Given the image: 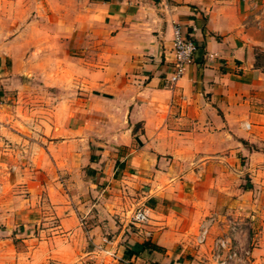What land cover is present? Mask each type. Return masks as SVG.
Instances as JSON below:
<instances>
[{
  "label": "crops",
  "instance_id": "0c3cea01",
  "mask_svg": "<svg viewBox=\"0 0 264 264\" xmlns=\"http://www.w3.org/2000/svg\"><path fill=\"white\" fill-rule=\"evenodd\" d=\"M44 1L0 54V264H215L196 232L212 216L243 247L245 150L264 264V0ZM176 31L196 50L170 83Z\"/></svg>",
  "mask_w": 264,
  "mask_h": 264
},
{
  "label": "rangeland",
  "instance_id": "374dc122",
  "mask_svg": "<svg viewBox=\"0 0 264 264\" xmlns=\"http://www.w3.org/2000/svg\"><path fill=\"white\" fill-rule=\"evenodd\" d=\"M16 1V0H15ZM14 0L12 1V7H14L16 10H23L24 12H22L21 15V20L19 21V23H21V27L20 30H13L14 27L10 24V22L12 21L11 19H5L3 17H0V54H3V50H4V46L7 42H10V40H13L15 37L19 38V41H22L24 39L27 38V20L28 17L32 18V15L30 14V12H36V14H40L43 18V13H44V8H45V1L44 0H21L20 3H16ZM20 11V12H21ZM23 23V25H22ZM19 26V24H18ZM17 26V27H18ZM27 47L24 46V49H26ZM22 50V49H21ZM18 52V51H17ZM264 54V52H262ZM19 61L23 59V56L19 55L18 56ZM264 102V100L262 101ZM229 129V128H227ZM236 129L233 128V131ZM233 131H230V133H233ZM245 136H250L251 134H249L248 131H243L241 130ZM252 139V136L248 137ZM252 140H255L254 138ZM252 144H255L252 143ZM255 147V146H254ZM257 147L261 150H264V142H259L257 144ZM246 150L244 151L243 157H240V166L239 167V172L238 176H234L232 177L230 180L231 185V191L229 190L230 195L229 196H233L235 197L236 195L240 196V195H245V197H243L244 200V205L243 207H239L238 210H241L243 213L242 214H237V216L239 218L242 219V223L241 226L243 229H245V233L244 234V243H243V247L241 245L238 244V241L233 238L232 236L228 235V234H224V233H220L218 231V228L221 224H218L216 221L211 224L210 228H209V234L205 240V242L203 244H197V246L199 247H203L206 248V250L209 252H211V247L212 244L214 242V240L216 238L222 237V238H227L230 239L232 241V243L237 244L241 249L243 250H249L251 252V249L255 247V205H251L249 204V202H255V199L258 198L259 193H255V172L253 173V168L255 167V160H250L248 158V156L246 155ZM259 162V161H256ZM186 164H188V162L186 161ZM253 165V167L251 168V166ZM241 168V169H240ZM5 169V168H4ZM234 169V168H232ZM238 177V178H235ZM263 193V192H261ZM260 193V194H261ZM128 196L131 197L132 199H134L135 203H137L139 200H141V196H143V192L138 190V189H133L130 193H128ZM143 204L149 205L150 207L153 208V203L151 201L147 202L144 200L141 203L135 204V205H130V208H128L127 211H125V217L127 219L130 220V216L133 212V210L138 207L141 206ZM255 204V203H254ZM216 211L220 214H225L226 212V208L225 207H217L216 206ZM152 211V209H151ZM233 214H235V211L232 212ZM151 215V212H150ZM212 216H207L205 217L203 220H206L208 218H210ZM213 218V217H212ZM150 219V217H149ZM214 219V218H213ZM202 220V221H203ZM201 224V223H200ZM218 227V228H217ZM199 228V226H198ZM198 233V230L196 232V234ZM252 255V254H251ZM211 256V254H210ZM253 260L254 257L252 256Z\"/></svg>",
  "mask_w": 264,
  "mask_h": 264
},
{
  "label": "built area",
  "instance_id": "2783aa9c",
  "mask_svg": "<svg viewBox=\"0 0 264 264\" xmlns=\"http://www.w3.org/2000/svg\"><path fill=\"white\" fill-rule=\"evenodd\" d=\"M172 45L175 54V69L168 79L170 83L175 82L183 75L185 66L190 62L196 50L194 42L178 31L174 34ZM150 212L151 207L149 205L143 204L136 207L130 216V223L134 225L147 223ZM213 221V218L210 217L201 222L195 237L197 244H203L205 242ZM210 254L215 264H254L251 252L248 249H241L237 244L232 243V241L227 238H216L212 244Z\"/></svg>",
  "mask_w": 264,
  "mask_h": 264
},
{
  "label": "trees",
  "instance_id": "16d2710c",
  "mask_svg": "<svg viewBox=\"0 0 264 264\" xmlns=\"http://www.w3.org/2000/svg\"><path fill=\"white\" fill-rule=\"evenodd\" d=\"M255 65H258V62H255ZM144 245H145L146 247L149 246L148 242H145Z\"/></svg>",
  "mask_w": 264,
  "mask_h": 264
}]
</instances>
